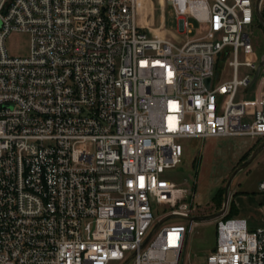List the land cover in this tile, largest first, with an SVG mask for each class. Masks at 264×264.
<instances>
[{"label": "built area", "instance_id": "2783aa9c", "mask_svg": "<svg viewBox=\"0 0 264 264\" xmlns=\"http://www.w3.org/2000/svg\"><path fill=\"white\" fill-rule=\"evenodd\" d=\"M166 1L182 35L184 16L206 33L153 35L137 23L140 0H0V264H183L194 222L163 226L197 207L167 178L183 142L264 143V97L250 119L236 101L264 69L239 62L255 53L254 0ZM13 32L30 36L28 56L8 54ZM231 55L232 79L215 85L217 57ZM215 226L203 264H264V229Z\"/></svg>", "mask_w": 264, "mask_h": 264}, {"label": "rangeland", "instance_id": "374dc122", "mask_svg": "<svg viewBox=\"0 0 264 264\" xmlns=\"http://www.w3.org/2000/svg\"><path fill=\"white\" fill-rule=\"evenodd\" d=\"M255 5L257 0H254ZM137 9V23L147 32L171 39L176 43H181L187 39H195L206 33V26L196 22L189 16H184L189 25L191 33L188 37L180 33V22L177 18L175 9L166 0H140ZM260 13L264 19V0L261 2ZM252 31V41L255 49L253 55L240 54L239 62L251 61L257 65L264 61V24L256 17ZM6 49L13 57H26L30 53V36L24 32H13L6 40ZM233 60L231 55L224 60L222 56L217 57L216 73L220 74V79L214 80V84L223 83L232 79L233 70L229 63ZM251 71L240 66L238 70L239 79H243ZM264 97V69L253 86L246 90L241 88L236 101L247 103V119H250L254 110V105ZM242 142L233 141L231 146L227 142L211 141L203 146V141H184L186 147L185 157L181 166L171 171L167 178L176 182L179 186L187 188L197 201H203L210 192V199L200 205L196 204L193 217H204L219 213L224 206L225 190L232 173L243 165L263 143L258 141L253 151L235 167L231 168L223 176L222 173L230 164L231 158L235 155L234 149ZM202 154L203 161L202 164ZM200 165V166H199ZM215 183L218 185L215 190ZM264 181V151L247 167L240 172L232 182L230 189V199L228 210L223 217L230 214L233 210L231 197H240L235 205V216L248 220V226L252 229H264V194L258 191V186ZM232 197V198H233ZM154 214L158 219L166 216L164 206L153 205ZM230 215H233L232 212ZM218 219L209 222H194L192 230L188 235L185 250L182 254L181 263L183 264H203L205 256L213 250L216 243V226ZM255 221L256 223H254ZM181 222L189 226L191 220L172 218L167 220L163 226ZM254 223V225H253ZM115 264V263H112Z\"/></svg>", "mask_w": 264, "mask_h": 264}, {"label": "crops", "instance_id": "0c3cea01", "mask_svg": "<svg viewBox=\"0 0 264 264\" xmlns=\"http://www.w3.org/2000/svg\"><path fill=\"white\" fill-rule=\"evenodd\" d=\"M240 140H242V142H240L239 145L237 147H235V149H234L235 155L231 158L230 164H228L227 169L223 171L221 176L226 174V172H228L231 168L235 167L241 161H244L243 159H245V157H247L249 155V153L251 151H253L254 147L256 146V142L247 136L217 137V138H210V139L203 141V146H204V144L206 145L207 142H211V141H214V142L217 141L220 143L227 142L232 146L233 141H235V143L236 142L238 143ZM202 161H203V154H202V160H201L200 165L202 164ZM214 185H215V190H216L218 185L215 183V181H214ZM236 194H238V193H235V195H234L235 197H233V196H232L233 198L231 197V199L233 200L232 202H234V203H236L238 201V199H240V197L236 196ZM205 197L206 198H204L203 201L198 202L196 194H195L196 204L200 205L203 202L204 203L207 202L210 199V192ZM233 217H238V216H233ZM247 222H248V220H247ZM253 222L256 223L255 221H253ZM254 223H253V225H254Z\"/></svg>", "mask_w": 264, "mask_h": 264}, {"label": "water", "instance_id": "95a60500", "mask_svg": "<svg viewBox=\"0 0 264 264\" xmlns=\"http://www.w3.org/2000/svg\"><path fill=\"white\" fill-rule=\"evenodd\" d=\"M261 2H262V0H257V3H256V17L264 24V19L262 18L261 13H260ZM260 70H261V66L259 67V69H258V71H257V73H256V75L254 77V81L253 82H255L256 79L258 78ZM208 85H209V81H208ZM263 151H264V143L258 149H256L254 151V153L251 155V157L243 165H241L239 168H237L232 173L231 177L228 180L227 187H226V190H225L224 206H223V209L219 213L214 214V215L204 216V217H192L190 220L192 222H209V221H214L216 219H219V218L223 217L226 214L227 210H228L229 199H230L229 194H230V189H231V185H232L233 180L235 179V177L240 172H242L247 167H249V165H251V163H253V161Z\"/></svg>", "mask_w": 264, "mask_h": 264}, {"label": "trees", "instance_id": "16d2710c", "mask_svg": "<svg viewBox=\"0 0 264 264\" xmlns=\"http://www.w3.org/2000/svg\"><path fill=\"white\" fill-rule=\"evenodd\" d=\"M245 158H246V157H245ZM243 160H245V159H243ZM232 205H233V210L230 211V214H231V212H232L233 215H230V214H229V215H227L225 218H230V217L235 216V214H234V213H235V205H234V202L232 203Z\"/></svg>", "mask_w": 264, "mask_h": 264}, {"label": "bare ground", "instance_id": "6f19581e", "mask_svg": "<svg viewBox=\"0 0 264 264\" xmlns=\"http://www.w3.org/2000/svg\"><path fill=\"white\" fill-rule=\"evenodd\" d=\"M193 5H195V4H193Z\"/></svg>", "mask_w": 264, "mask_h": 264}]
</instances>
